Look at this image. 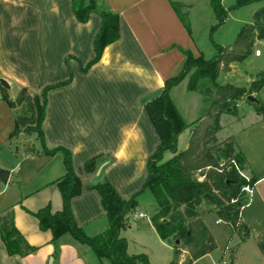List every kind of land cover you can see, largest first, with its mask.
Listing matches in <instances>:
<instances>
[{
    "label": "crops",
    "instance_id": "1",
    "mask_svg": "<svg viewBox=\"0 0 264 264\" xmlns=\"http://www.w3.org/2000/svg\"><path fill=\"white\" fill-rule=\"evenodd\" d=\"M198 3L209 7V0H100V5L118 15L119 39L106 46L98 62L82 73L78 63L85 66L94 57L92 44L100 27L96 15L80 24L74 19L71 0H0V79L8 83L6 93L11 100L23 88L40 95L46 86L65 82V62L69 58L72 81L47 93L41 130L47 150L60 147L71 154L72 168L82 188L70 201V208L76 225L88 237L107 227L100 197L89 187L107 180L125 200L142 190L147 160L159 144L144 104L158 97L164 83L181 71L185 61L181 51L194 58L203 57L192 38L191 23L184 17ZM172 4L179 6L178 13ZM228 78L235 76L232 73ZM228 78L219 74L217 82ZM181 83L170 89V99ZM252 96L257 99L258 91ZM257 100L264 103V99ZM16 116L15 109L0 99V170L8 172L6 183L0 181V214L10 210L17 231L37 250L25 257H10L0 241V264H92L90 250L70 235L59 239L54 253L50 233L40 231L36 219L26 213L45 206L52 213L61 210V197L53 183L65 169L59 152L32 156L24 149H12V144L26 141L20 135L10 139ZM226 117L229 130L223 139L231 138L242 154L247 172L255 180L250 207L254 206L255 214L264 218V119L247 101H239L235 113ZM37 143L36 149L40 150ZM98 156L101 158L94 171L85 173L84 164ZM148 195L151 194L146 190L138 195L130 221L146 218L139 211L142 202L152 201L149 205L155 213L154 201ZM139 214L143 217H135ZM239 221L245 232L240 214ZM127 229H131L130 222ZM148 229L159 238L151 222Z\"/></svg>",
    "mask_w": 264,
    "mask_h": 264
},
{
    "label": "trees",
    "instance_id": "2",
    "mask_svg": "<svg viewBox=\"0 0 264 264\" xmlns=\"http://www.w3.org/2000/svg\"><path fill=\"white\" fill-rule=\"evenodd\" d=\"M258 1L261 0H240L237 7ZM71 7L74 19L80 24H86L90 15H96L100 19V27L92 44L93 59L85 66L78 63L80 71L86 73L98 62L104 48L119 39V18L108 8L99 7L97 0H90L86 4L83 0H71ZM172 7L178 13L179 6L172 4ZM209 7L216 18V28L224 22L226 13L221 7V0H209ZM262 19H264V9L255 14L253 21ZM183 24L188 31L187 22L183 21ZM253 28L252 25H244L237 34L231 50L227 52L221 47H216V55L209 60H205L202 56L194 58L189 52L181 51L185 56L181 71L164 83L158 97L144 104V112L159 139V144L147 160V177L142 190L125 200L119 197L107 180L89 187L100 197L107 221V227L93 237H88L83 229L76 225L72 216L70 201L80 194L82 187L72 168L71 154L60 147L47 150L41 130L47 93L68 86L72 81V72L68 66L69 58L65 62L68 70V79L65 82L46 86L40 95L33 94L31 99L28 98L26 89L19 91L16 103L27 101L31 116L30 118L15 117L10 139H15L21 134L28 138L35 136L41 149L37 150L33 144L24 145L25 153L32 156H51L59 152L63 159L65 173L53 183L61 197V210L52 213L50 207L45 206L36 212L26 211L36 219L40 231L50 233V244L54 253L58 251L59 239L64 235H70L92 252L95 264H148L144 255H128L127 243L120 237V232L128 228L130 217L136 211L138 195L145 190L151 194L154 201L155 213L150 221L159 239L161 241L178 240L175 255L186 251V261L190 264L216 248L214 240L200 218L199 208L202 203L211 206L217 218L228 224L232 231L243 229L239 214L241 207L246 205L247 198L240 193V188L246 185V182L232 167L226 166L221 170L219 165L222 159L232 160L242 165L247 171L244 158L231 138L223 142L222 148L212 144L216 142L215 134L221 128L220 116L233 115L239 101L246 100L247 96L261 88L264 84V74H261L257 83L250 84L247 90L232 85H218L215 80L222 67L232 62H241L249 55V49L253 43ZM262 33L264 29L259 30L257 39H264ZM192 70L186 89L190 92L195 91L196 81L204 78L214 89V93L203 117L191 125H186L170 99L169 91ZM0 99L10 109L15 107L6 90L1 86ZM253 106L255 114L264 119V103L258 102L257 106L254 104ZM25 126L26 129L22 130ZM184 131H188L187 146L179 150L178 137ZM167 154L170 157L165 160ZM100 158L98 156L87 161L84 164L85 173H92ZM208 167L211 169L204 172V169ZM198 176H203L204 180L198 181ZM254 183L255 180L250 177V186ZM0 241L10 257H25L37 250L36 247L30 246L17 231L10 210L0 214ZM257 245L264 254V231L257 236Z\"/></svg>",
    "mask_w": 264,
    "mask_h": 264
},
{
    "label": "rangeland",
    "instance_id": "3",
    "mask_svg": "<svg viewBox=\"0 0 264 264\" xmlns=\"http://www.w3.org/2000/svg\"><path fill=\"white\" fill-rule=\"evenodd\" d=\"M89 1L90 0H83L85 4ZM239 1L240 0H221V7L226 15L224 22L216 28L215 25L217 22L214 13L209 7H205L201 3L195 4L194 11H192L189 16L185 14L186 16L184 17L187 22L190 21L191 23L192 38L202 52L205 60L212 59L213 56L216 55V47H221L229 52L234 45L237 34L244 25L251 24L254 27L252 30L253 43L250 46L249 55L241 62H232L229 65L222 67L218 72V75L221 74L225 78H228L233 73L235 79L228 78L221 83L217 82V78L215 80L218 85H228L224 84L226 82L233 83L236 87H245L244 89L247 90L250 84L257 83L261 78V74H264V39H257L259 30L264 29V19L253 21L255 14L264 9V0L237 7ZM99 3L100 0H97V5L99 7H104ZM180 13H184V8L180 9ZM257 50L261 55L259 57H254V53ZM192 72L193 70L190 71V73L181 81L182 83L180 82L181 84L171 96L173 103L176 105L186 125H191L203 117L212 98V94L214 93V89L208 85V82L204 78H200L196 81L197 87L195 91H188L186 86L189 83V76ZM247 79L250 80V83L245 85L244 81ZM208 91L211 93L209 94ZM258 93L259 97L257 99H264V84H262ZM27 95L28 98L31 99L33 94L28 91ZM17 98L18 97L16 96L12 100L15 104L14 109L17 116L21 118H30L29 103L23 101L17 104ZM226 116L232 115L224 114L220 116V129L223 127L224 129L218 135V138L216 137L218 132L215 134L216 142L212 144L219 145L220 148H222L221 146L223 142L229 138L227 137L223 139L229 130L226 126L229 117ZM24 129H26V126L22 128V130ZM184 134L178 137L179 150H182L187 146L188 131L185 142L183 140ZM20 137L24 140H30L35 148L38 147L37 140L33 137H30L29 139L25 135H20ZM12 149H20V152H22L24 145L21 143L12 144ZM169 157L170 155L167 154L165 160ZM226 166L229 168L232 167L238 176L245 180L246 185L250 186V176L242 165L232 160L227 161V159H222L219 168L223 170ZM210 169L211 168L209 167L205 168L204 172ZM241 188L240 193L245 196V193L241 191ZM150 198L151 195H148V199ZM151 202L152 201L142 202L141 207L139 208V211L145 214L146 218L131 219V229H125L120 232V237L124 238L127 243L128 255H144L146 256L148 264H190L186 261L187 256L183 255L186 251H181L177 256L175 255V247L177 245H174L172 239L169 241H161L154 235V233H152V231H149L148 223L151 222L150 220L154 213L149 205ZM250 205H252V199L251 202L240 212V219L243 220L246 226V231L243 232L232 231L228 224L221 220L217 224L216 221L218 218L215 215V212L212 210H205V208H207L206 203L201 204V207L199 208L200 218L208 233L214 240L216 248L209 254V256L200 258L192 264H264V257L261 256L257 246V236L262 230H264V218H261L260 215L257 216V214H255L256 210L254 206L250 207ZM244 234L247 236L243 237ZM181 257H184V263L179 261ZM89 258L90 263L94 264L96 262L91 251Z\"/></svg>",
    "mask_w": 264,
    "mask_h": 264
},
{
    "label": "water",
    "instance_id": "4",
    "mask_svg": "<svg viewBox=\"0 0 264 264\" xmlns=\"http://www.w3.org/2000/svg\"><path fill=\"white\" fill-rule=\"evenodd\" d=\"M0 86L2 88H4L5 90H8L9 89L8 83L5 80H3V79H0ZM246 101L248 103H250V104H254L256 106L258 105V100L255 97H253L252 95L247 96L246 97ZM22 144L25 145V146H29L32 143H31L30 140H26V141H23ZM7 178H8V172L3 171V170H0V181H1V183H3V184L6 183ZM206 197L207 196H205V198ZM178 244H179V241L178 240H175L174 241V245H178Z\"/></svg>",
    "mask_w": 264,
    "mask_h": 264
},
{
    "label": "built area",
    "instance_id": "5",
    "mask_svg": "<svg viewBox=\"0 0 264 264\" xmlns=\"http://www.w3.org/2000/svg\"><path fill=\"white\" fill-rule=\"evenodd\" d=\"M259 55H260L259 51H258V50L255 51L254 56L257 57V56H259ZM197 180H198V181H203V180H204V177H203V176H198ZM241 191L245 193V197L247 198V203H246V205H244L243 207H241V210H242V209H243L244 207H246V206L248 205V203L250 202V198H251V195H252V186L245 185L243 188H241ZM231 203H233V201H231ZM135 217L142 218L143 215L139 214V215H137V216H135ZM218 222H220V221H218Z\"/></svg>",
    "mask_w": 264,
    "mask_h": 264
}]
</instances>
